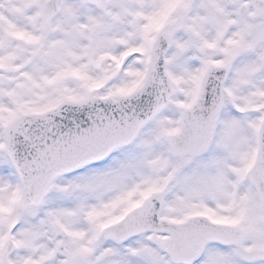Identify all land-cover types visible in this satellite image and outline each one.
<instances>
[{
	"label": "snow or ice",
	"instance_id": "obj_1",
	"mask_svg": "<svg viewBox=\"0 0 264 264\" xmlns=\"http://www.w3.org/2000/svg\"><path fill=\"white\" fill-rule=\"evenodd\" d=\"M0 264H264V0H0Z\"/></svg>",
	"mask_w": 264,
	"mask_h": 264
}]
</instances>
